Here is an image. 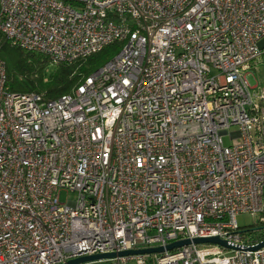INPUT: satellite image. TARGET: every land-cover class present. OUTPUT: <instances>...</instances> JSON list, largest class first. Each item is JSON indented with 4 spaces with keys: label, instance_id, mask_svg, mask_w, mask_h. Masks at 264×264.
<instances>
[{
    "label": "built area",
    "instance_id": "built-area-1",
    "mask_svg": "<svg viewBox=\"0 0 264 264\" xmlns=\"http://www.w3.org/2000/svg\"><path fill=\"white\" fill-rule=\"evenodd\" d=\"M0 32L53 62L122 44L52 100L7 90L0 57V264L211 236L229 247L79 264H264L237 221H264V0H0Z\"/></svg>",
    "mask_w": 264,
    "mask_h": 264
},
{
    "label": "trees",
    "instance_id": "trees-1",
    "mask_svg": "<svg viewBox=\"0 0 264 264\" xmlns=\"http://www.w3.org/2000/svg\"><path fill=\"white\" fill-rule=\"evenodd\" d=\"M121 45L115 42L71 62H53L44 54L15 47L0 32V57L6 65L7 90L16 93L34 92L44 100L70 94L87 76L114 56ZM242 230L252 241L264 239V221Z\"/></svg>",
    "mask_w": 264,
    "mask_h": 264
},
{
    "label": "water",
    "instance_id": "water-1",
    "mask_svg": "<svg viewBox=\"0 0 264 264\" xmlns=\"http://www.w3.org/2000/svg\"><path fill=\"white\" fill-rule=\"evenodd\" d=\"M258 46L260 49H264V39H261L258 42ZM218 244L224 247H229L225 240L221 239L218 236H211V237H197L193 239H180L177 241H173L166 246H158V247H150V248H141V249H129L123 250L119 252H108L102 254H94V255H86L77 257L71 260H68L62 264H79V263H86L94 260L105 259V258H113L117 256H129V255H143V254H152V253H162L165 250H173L175 248H179L189 244ZM264 247V239H262L257 245H255L252 249H259Z\"/></svg>",
    "mask_w": 264,
    "mask_h": 264
},
{
    "label": "rangeland",
    "instance_id": "rangeland-1",
    "mask_svg": "<svg viewBox=\"0 0 264 264\" xmlns=\"http://www.w3.org/2000/svg\"><path fill=\"white\" fill-rule=\"evenodd\" d=\"M248 81L252 87H255L251 91L254 94L260 95L262 90H264V53L258 58V63L256 65V69L252 71L250 74H248ZM224 143L227 145L230 143V140L228 137L223 138ZM66 192L61 191L60 192V199L61 201L66 200ZM237 221L239 224V227L242 229H247V227L253 225L257 221L256 216H251L249 214H240L237 216ZM151 259V263H154L153 254L148 255ZM128 264H135V262L130 261Z\"/></svg>",
    "mask_w": 264,
    "mask_h": 264
}]
</instances>
